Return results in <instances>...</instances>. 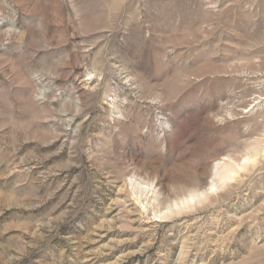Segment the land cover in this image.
<instances>
[{
    "label": "rangeland",
    "instance_id": "374dc122",
    "mask_svg": "<svg viewBox=\"0 0 264 264\" xmlns=\"http://www.w3.org/2000/svg\"><path fill=\"white\" fill-rule=\"evenodd\" d=\"M0 264H264V0H0Z\"/></svg>",
    "mask_w": 264,
    "mask_h": 264
},
{
    "label": "bare ground",
    "instance_id": "6f19581e",
    "mask_svg": "<svg viewBox=\"0 0 264 264\" xmlns=\"http://www.w3.org/2000/svg\"><path fill=\"white\" fill-rule=\"evenodd\" d=\"M207 192H202L201 194L197 195L198 197L199 196H206ZM196 196H193L192 199H194Z\"/></svg>",
    "mask_w": 264,
    "mask_h": 264
}]
</instances>
